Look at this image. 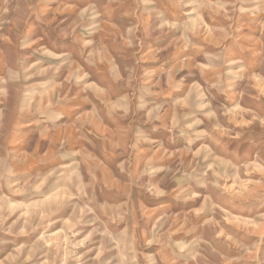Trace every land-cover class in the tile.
I'll list each match as a JSON object with an SVG mask.
<instances>
[{
  "label": "clouds",
  "instance_id": "1",
  "mask_svg": "<svg viewBox=\"0 0 264 264\" xmlns=\"http://www.w3.org/2000/svg\"><path fill=\"white\" fill-rule=\"evenodd\" d=\"M0 264H264V0H0Z\"/></svg>",
  "mask_w": 264,
  "mask_h": 264
}]
</instances>
